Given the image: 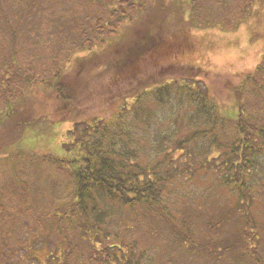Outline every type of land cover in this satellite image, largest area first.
Listing matches in <instances>:
<instances>
[{
  "label": "trees",
  "instance_id": "trees-1",
  "mask_svg": "<svg viewBox=\"0 0 264 264\" xmlns=\"http://www.w3.org/2000/svg\"><path fill=\"white\" fill-rule=\"evenodd\" d=\"M3 1L23 6L3 10L9 17L0 37V160L24 134L22 111L28 123L42 116L47 127L71 122L58 156L45 150L38 160L29 153L36 166L50 164L55 176L22 261L35 258L27 255L33 248L47 250V264H264V223L253 213L264 200V46L259 64L228 86L233 103L224 112L203 80L208 74L175 62L191 47L190 30L232 31L256 0H80L102 17L92 23L88 14L52 32L35 26L30 36L42 42L28 44L35 61L20 59L16 46L19 37L30 38L21 18L42 3ZM230 19L234 24L226 28ZM125 31L131 35L124 46L105 45ZM83 52L111 57L121 71L115 79L141 72L110 117L73 121L77 86L61 65L83 64ZM145 59L153 65L139 70ZM34 91L48 96L36 117ZM50 100L62 107L44 109ZM17 126L15 139H3L1 128ZM198 177L207 178L203 191L178 195L176 187L191 188ZM8 181L0 198L18 197L28 208L26 184Z\"/></svg>",
  "mask_w": 264,
  "mask_h": 264
},
{
  "label": "rangeland",
  "instance_id": "rangeland-1",
  "mask_svg": "<svg viewBox=\"0 0 264 264\" xmlns=\"http://www.w3.org/2000/svg\"><path fill=\"white\" fill-rule=\"evenodd\" d=\"M38 1L42 4L34 10L29 9L25 16L21 18V28L27 31V34L30 32L29 36L35 26V29H38L40 33L45 30L52 32L60 28V26L61 28L63 26L65 28L66 25L70 24L71 20H75V18L83 19L88 14L92 16L90 18V22L92 23H94L95 17H102L100 12L92 14L90 6L89 8L86 7L80 0ZM22 6L16 1L14 7H12L6 5L5 1L0 0V37L3 35L4 21H7L6 16L9 17L3 10L12 12L21 9ZM252 6L251 12L246 18H242L240 25L236 26L237 28L232 31H223L218 27L190 30L186 35L191 47L184 53L179 54L175 61L179 64L198 66L208 74L207 79L203 80L223 112L225 108H229L233 103L228 86H237L241 76L249 73L259 64L263 53L264 0H256ZM27 17L31 18V21H25ZM233 24V20L230 19L226 28ZM130 35L129 31L119 33L118 39L114 40L110 38L105 42V45L114 48L118 42V44L124 46L122 43ZM30 38L32 42L29 40ZM30 38L19 37L16 48H20V52H22L19 57L20 59L33 58V61H35L31 52L34 50V47H31L32 50L29 49L28 44L42 45V42H33V35ZM97 49H99L98 46L93 51H97ZM38 53L42 54L43 51H39ZM78 56H82L83 59L81 61H84L83 64L78 65L74 59H71L68 63L61 65V69L68 75V83L71 86H77L78 93L73 110V121L86 120L91 117H110L116 112L122 101L128 99L133 89L136 88V80L141 77V72L135 73V75H138L137 77L134 76V73H131L125 74L122 79H115L116 77H120L118 73L121 71L112 67L113 59L109 56L106 57L103 52L96 57L89 56L88 52L80 53ZM153 63L151 60L145 59L142 63L139 61L136 65H138L139 70H143L145 65L152 66ZM45 65H47V61H44L42 69H44ZM40 66L37 65L36 61L34 67L39 69ZM152 68H148L147 72H150ZM74 73L77 75V80L72 78ZM116 80H120V84L115 85ZM33 93L37 98L36 100L33 98L31 102L34 106L36 105L34 109L36 117L39 111L37 106H41V101L44 100L41 97L48 98V96L36 91ZM56 105L57 108L62 107L61 103L57 102ZM56 105L50 100V103H45L43 108L53 112ZM42 113L47 114L49 111L42 110ZM27 115V111H22L21 117H24L25 120L28 118ZM41 119L43 122L46 121V117L44 116ZM25 120L24 134H21V138L18 141L19 144L17 146L13 145L12 149L7 154H4L7 157L6 160H0V187L3 185L7 186L9 179L14 180L16 185L25 183L26 187L24 189L29 207L27 208L26 205L19 201L18 197L0 198V264H36L38 261L47 264L45 262L47 250L45 249L34 252L32 248L30 254L27 255L28 257L35 258L33 260H29L32 258L26 259V261L29 260L27 263L22 261L26 257L23 252L31 247L29 246L31 243L29 241L32 239L33 231L36 230V220L37 218H42L41 212L45 208L46 198L50 196L51 177L55 176V173L51 172L50 164L36 166V160L39 156L46 155L45 150L53 151L54 155L58 156L60 154L59 144L67 139L65 133L71 129V122L65 123L57 128H52L45 126L46 123L41 122L42 120L38 124L28 123V120ZM1 129L3 139L6 136L9 140L15 139L18 133H21V126H17L14 131L12 127L9 129ZM30 152H34L37 158H33L34 155H30L29 157ZM39 158L38 160H40ZM15 171L19 174L20 179L15 178ZM206 182V177H198V179H195V183L191 188L189 186H181L176 187V191L180 196H183V194L191 196L195 194L196 190H199V192L203 191ZM60 190H62L64 195L65 188H59L58 191ZM51 192L55 194V191ZM219 193H215L214 196H217ZM0 195H3L1 190ZM210 197L209 195V198L206 199L207 203ZM66 203V200L61 201L63 205ZM253 213L261 221V224H263V199H260L255 204ZM39 240L40 238H38V245L41 244ZM211 241L215 243L218 240L211 239ZM142 243L143 245L148 244L143 241ZM79 247L81 248L80 245ZM80 252H84L83 249H80ZM260 256L264 259L261 253ZM79 264H83V262H79Z\"/></svg>",
  "mask_w": 264,
  "mask_h": 264
}]
</instances>
